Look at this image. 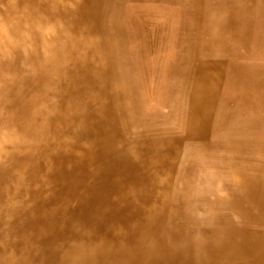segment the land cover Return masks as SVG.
Masks as SVG:
<instances>
[{"label":"bare ground","instance_id":"6f19581e","mask_svg":"<svg viewBox=\"0 0 264 264\" xmlns=\"http://www.w3.org/2000/svg\"><path fill=\"white\" fill-rule=\"evenodd\" d=\"M0 264H264V0H0Z\"/></svg>","mask_w":264,"mask_h":264}]
</instances>
